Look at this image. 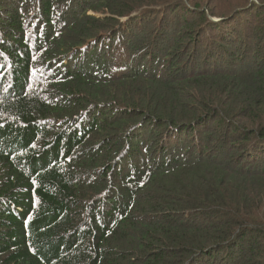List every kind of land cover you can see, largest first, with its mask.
<instances>
[{"label":"trees","instance_id":"1","mask_svg":"<svg viewBox=\"0 0 264 264\" xmlns=\"http://www.w3.org/2000/svg\"><path fill=\"white\" fill-rule=\"evenodd\" d=\"M143 1L0 0V264H264V0Z\"/></svg>","mask_w":264,"mask_h":264},{"label":"rangeland","instance_id":"2","mask_svg":"<svg viewBox=\"0 0 264 264\" xmlns=\"http://www.w3.org/2000/svg\"><path fill=\"white\" fill-rule=\"evenodd\" d=\"M189 1L191 3L198 1V3L202 4V6H203L204 9H206V8L209 9L210 8L213 11H216V12H217V9H219V8H217V7H219L218 5H223V4L225 5V3L229 1L230 3L226 4L225 6H223L221 8L222 10H219V12H217V13L216 12H213V15L214 16H212V18H211V20H213V21H220V22H222V21H225L226 20V17L224 15H222V14H225V12L227 13V11H230L231 9L236 8V7H233V6H237L239 4L241 5V3H242L243 0H241L240 2H238L239 0H189ZM250 1H256L257 2L258 0H250ZM154 2L153 3H147V2H145V1L142 0V2H140V4H138V5L135 4L134 5L135 7H133V8H135V9L137 8V9L134 10L130 15H138L142 11H145V12L147 11V14H149V17L146 16L144 21H142L141 23L137 24V28L136 29L145 27L147 31H144V32L150 33V30L152 29L153 19L155 18L156 11H158V10H162V12H160L161 13V23L160 24L157 23V25H158V27L160 29H162L163 27H165V24L167 23V19H168V16H169L170 13L168 11H165V9H164L165 7L162 5V3H163L162 1H154ZM259 2L262 3V0H259ZM223 10H224V13H222ZM97 12L98 13H95L94 12V14H97L98 16H105V15H107L106 13H103L102 10H99ZM89 13H90V11H89ZM262 13H264V11ZM158 17H159V14H157V18ZM153 25H155V23ZM254 27H255V29L258 28V21H257V23L254 24ZM255 33L258 35V32H256V30H255ZM259 43H260L261 48L264 49V47L262 46V43H264V35L262 36L261 41ZM256 47H257V45H256ZM248 128H255V127H254V125L252 126V125L249 124L248 125ZM199 129H203V127H200ZM254 136H256V135H254ZM177 137H174V136L172 137V135L169 136L171 142H175V140L177 139ZM258 141L263 142L264 140H260L259 139ZM239 153H240V150L237 151L236 153L232 154V156H234V155L237 156ZM241 156L249 157L250 156V153H249V151L248 152L247 151L246 152L245 151H242L241 152ZM255 156H257L258 158H260V154H258V151H257V154L253 155V157H252L254 160H256V157ZM258 160H259V162L263 161V164L260 165V167L263 168L264 167V158H261V159H258ZM253 171H254V169H253ZM262 243H264V241ZM213 254H214L215 257L218 255V254H215V253H213ZM188 257L189 256L186 257L187 264L189 263V260L191 258L192 259H194V258H197V259L199 258L200 259L199 261L197 260L194 264H211V261H213V262H215L217 264V262H219V259L218 258L216 260H214V259L211 258L212 256H206L205 259L200 258V257H202V253H201V255L200 254H197V253H193L190 256L189 260H188ZM221 259H222V257H221ZM225 263L226 262L223 260V264H225Z\"/></svg>","mask_w":264,"mask_h":264}]
</instances>
